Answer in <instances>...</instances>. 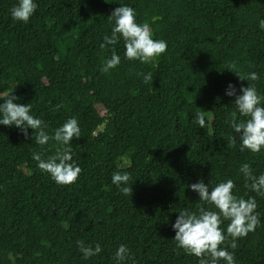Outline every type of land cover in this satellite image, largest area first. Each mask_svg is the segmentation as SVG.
I'll return each mask as SVG.
<instances>
[{
  "label": "trees",
  "instance_id": "1",
  "mask_svg": "<svg viewBox=\"0 0 264 264\" xmlns=\"http://www.w3.org/2000/svg\"><path fill=\"white\" fill-rule=\"evenodd\" d=\"M15 3L0 0V93L30 102L49 133L75 117L80 138L70 151L81 173L57 185L31 159L34 151L52 154L54 142L39 146L31 129L25 138L0 125V264H114L120 244L134 264H198L176 247L171 224L180 209L205 206L187 185L226 178L260 213L255 230L228 250L235 264H264V196L247 189L239 172L243 163L253 175L264 172V149L241 151L238 134L228 144L234 109L224 95L229 82L247 86L237 71H255L257 81L248 83L264 96V0H36L27 23L10 17ZM119 4L167 48L140 63L125 59L119 42L120 64L103 73L111 53L99 44ZM196 111L204 128L192 123ZM116 171L129 173L121 186L128 193L111 183ZM77 240L98 243L101 252L85 259Z\"/></svg>",
  "mask_w": 264,
  "mask_h": 264
},
{
  "label": "clouds",
  "instance_id": "2",
  "mask_svg": "<svg viewBox=\"0 0 264 264\" xmlns=\"http://www.w3.org/2000/svg\"><path fill=\"white\" fill-rule=\"evenodd\" d=\"M119 5L107 17L111 23L110 33L103 35L99 44L101 49L107 47L111 53L101 64L100 71L103 73H108L120 64V55L113 47L119 42L123 43L124 58L140 63L160 56L167 48L165 40L153 39L149 23L137 22L132 7L127 4ZM36 8V0H16L9 14L13 21L27 23ZM258 27L264 30V19L259 21ZM234 67L235 65H229V71ZM235 75L239 81H247V86L241 85L237 90L236 85L231 82L225 85L224 95L231 98L230 104L234 109L228 120L230 132L226 139L231 145L237 141L234 134H238L241 151L246 149L251 153H258L264 149V96L258 92L254 83H248L257 81L258 75L255 71H237ZM143 80L151 81L152 73L143 74ZM17 99L12 93H0V125L16 127L25 138H29L28 130L31 129L30 138L33 140L35 133L34 143L39 146H44L49 141L54 142L56 147L52 154L44 156L41 152L34 151L31 159L36 162V168L46 173L57 185L73 184L81 173V168L72 159L73 153L70 151V141L80 138L78 120L75 117L67 118L49 133L46 131L45 122L32 114L31 103L14 102ZM60 107L61 105H53L51 110L55 111ZM192 123L204 128V113L196 111ZM239 172L243 175L247 189L264 196V172L253 175L248 163L241 164ZM110 179L121 192L130 191L129 187H121L130 179L127 171L113 172ZM187 187L196 193L198 201L205 206L195 210L182 208L178 211L171 224L176 247L196 257L198 264H235L233 253L228 248H235L238 237L246 236L259 225L260 213L256 211V200L252 196L245 198L234 194L231 178L222 179L215 184H212L211 180L206 184L203 179H198ZM224 221L228 223L226 227H221ZM229 237L231 242L226 247L225 243ZM76 246L85 259L101 252L98 243L86 246L77 240ZM112 259L114 264H128L130 261L134 264L128 248L123 244L116 247Z\"/></svg>",
  "mask_w": 264,
  "mask_h": 264
}]
</instances>
